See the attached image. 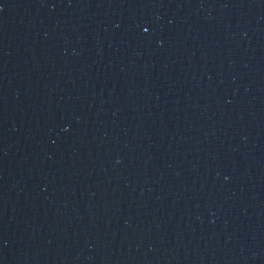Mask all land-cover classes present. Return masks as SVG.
<instances>
[{"label": "water", "instance_id": "obj_1", "mask_svg": "<svg viewBox=\"0 0 264 264\" xmlns=\"http://www.w3.org/2000/svg\"><path fill=\"white\" fill-rule=\"evenodd\" d=\"M0 264H264V0H0Z\"/></svg>", "mask_w": 264, "mask_h": 264}, {"label": "snow or ice", "instance_id": "obj_2", "mask_svg": "<svg viewBox=\"0 0 264 264\" xmlns=\"http://www.w3.org/2000/svg\"><path fill=\"white\" fill-rule=\"evenodd\" d=\"M145 31H147V29Z\"/></svg>", "mask_w": 264, "mask_h": 264}]
</instances>
